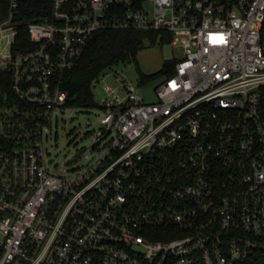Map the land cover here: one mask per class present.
I'll list each match as a JSON object with an SVG mask.
<instances>
[{
    "label": "built area",
    "instance_id": "obj_1",
    "mask_svg": "<svg viewBox=\"0 0 264 264\" xmlns=\"http://www.w3.org/2000/svg\"><path fill=\"white\" fill-rule=\"evenodd\" d=\"M19 5L0 19L14 94L0 104V264H248L264 251V0H51L28 21ZM22 28L36 46H19ZM106 28L167 34L184 56L156 101L100 72L93 86L120 82L100 104L109 146L82 171H54L45 123Z\"/></svg>",
    "mask_w": 264,
    "mask_h": 264
},
{
    "label": "rangeland",
    "instance_id": "obj_2",
    "mask_svg": "<svg viewBox=\"0 0 264 264\" xmlns=\"http://www.w3.org/2000/svg\"><path fill=\"white\" fill-rule=\"evenodd\" d=\"M7 43V38L4 44ZM184 56V48L171 39H157L155 43L145 40L144 45L137 52V61L120 60L106 68L105 71H121L129 81L138 85L137 91L147 101H156V86L167 77L162 73L163 66L172 60ZM141 72L155 73L153 77L142 80ZM140 80V84L139 81ZM109 82L113 88L119 87V80L109 74L104 79L95 82L93 90L96 101L101 104L107 95L104 88ZM123 96L125 92L120 90ZM101 107L67 106L57 108L52 119L44 126V145L48 150L47 159L50 168L57 172L82 171L88 164L95 163L105 153L109 144L97 139V130L102 127L100 117ZM47 134V137L45 136ZM2 235L0 233V239Z\"/></svg>",
    "mask_w": 264,
    "mask_h": 264
},
{
    "label": "trees",
    "instance_id": "obj_3",
    "mask_svg": "<svg viewBox=\"0 0 264 264\" xmlns=\"http://www.w3.org/2000/svg\"><path fill=\"white\" fill-rule=\"evenodd\" d=\"M9 0H0V19L7 16ZM51 0H20L15 19L21 21L42 20L49 15ZM155 43L158 32L134 28H106L98 31L88 42L79 61L64 73L63 86L68 90L67 106L101 107L95 99L93 80L107 67L120 60L137 61V52L145 40ZM162 39H170L163 34ZM17 43L22 48L36 46L25 28L20 30ZM175 60L167 62L161 69L170 75L174 72ZM155 73L141 72L142 80L153 77ZM0 86L4 92L0 95V104L8 103L6 98L14 96L10 87V74L0 71ZM248 264H264V251L258 252Z\"/></svg>",
    "mask_w": 264,
    "mask_h": 264
}]
</instances>
